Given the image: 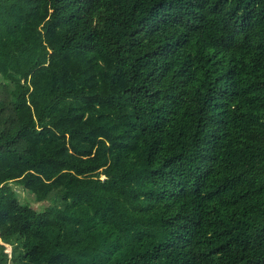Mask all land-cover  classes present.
I'll return each instance as SVG.
<instances>
[{"label":"trees","instance_id":"trees-1","mask_svg":"<svg viewBox=\"0 0 264 264\" xmlns=\"http://www.w3.org/2000/svg\"><path fill=\"white\" fill-rule=\"evenodd\" d=\"M0 198V264H264V0H0Z\"/></svg>","mask_w":264,"mask_h":264},{"label":"rangeland","instance_id":"rangeland-1","mask_svg":"<svg viewBox=\"0 0 264 264\" xmlns=\"http://www.w3.org/2000/svg\"><path fill=\"white\" fill-rule=\"evenodd\" d=\"M9 188H11L12 192L13 191H17L19 193V195L21 196V200L25 203H29L31 204L33 207H35L37 210L42 209L45 206L49 205V202H44V203H36L33 201V196L30 195L29 193H27L24 189L21 188V186H18L16 184H13L11 186H9ZM4 189H8V187H5ZM10 193V194H11ZM9 195V194H7ZM6 196V195H5ZM1 199V198H0ZM8 252L11 254L12 253V248L8 247Z\"/></svg>","mask_w":264,"mask_h":264},{"label":"built area","instance_id":"built-area-1","mask_svg":"<svg viewBox=\"0 0 264 264\" xmlns=\"http://www.w3.org/2000/svg\"><path fill=\"white\" fill-rule=\"evenodd\" d=\"M0 238H1V235H0Z\"/></svg>","mask_w":264,"mask_h":264}]
</instances>
